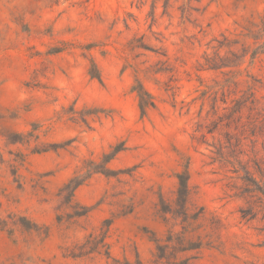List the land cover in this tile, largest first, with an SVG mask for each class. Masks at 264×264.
Returning a JSON list of instances; mask_svg holds the SVG:
<instances>
[{
  "label": "rangeland",
  "instance_id": "374dc122",
  "mask_svg": "<svg viewBox=\"0 0 264 264\" xmlns=\"http://www.w3.org/2000/svg\"><path fill=\"white\" fill-rule=\"evenodd\" d=\"M262 20L264 0H0V264H154L151 239L170 228L159 194L173 203L185 166L190 212L203 208L197 233L208 241L186 255L264 264V209L242 216L260 203L231 154L238 139L239 159L252 149L264 159V127L226 119L245 72L230 79L235 68L204 65L229 57L218 42L247 27L262 41ZM243 66L261 81L264 104V50ZM136 78L155 102L145 115ZM119 143L114 172L91 173L70 198L62 192ZM105 230L109 257L73 256Z\"/></svg>",
  "mask_w": 264,
  "mask_h": 264
},
{
  "label": "trees",
  "instance_id": "16d2710c",
  "mask_svg": "<svg viewBox=\"0 0 264 264\" xmlns=\"http://www.w3.org/2000/svg\"><path fill=\"white\" fill-rule=\"evenodd\" d=\"M254 23L251 22V25ZM264 25V20H262ZM240 38L228 39L224 37L223 41H219L218 47L227 46L229 47V57H222L218 54L214 56H205L204 65L208 69L221 70L223 68H235L232 72L230 79H234L237 75H241L245 72L246 79H244L245 90L240 98H234L231 102H234V105L229 112V115L226 119H231L232 122L236 121V126L243 127L247 124H252L255 121L261 122V127H264V104L256 96V90L260 86V80L254 77L251 73L248 72L247 66H243L245 62L249 64L253 63L255 57L262 53L264 50V39L258 41V36L255 31L250 29V27L245 28V32L240 34ZM251 38L254 41L249 42L248 39ZM240 44L241 51L236 52L231 49V46ZM228 58V59H227ZM90 60V69L89 74L91 77L101 80L100 71L96 63ZM233 84L237 87L238 82L232 81ZM131 90L136 93L138 100V107L140 109L141 115H145L147 110L155 106V102L151 93L145 88L143 83L139 79H135V83L132 85ZM243 110L247 111L246 118L248 119L246 123L238 125L241 118L243 117ZM237 114V115H236ZM221 121V120H220ZM255 125V124H254ZM213 129H210L211 132ZM254 134V133H253ZM227 136L228 133L225 132ZM229 142V141H228ZM255 142V141H254ZM240 144V141L237 139L236 143L233 144L234 149H231V154L234 152L233 157L239 168L233 169L234 172L242 170L243 175L241 179L244 183V191L250 196H255L258 202L257 208L250 206L246 210H241L242 216L245 217L248 214L254 216L257 213V210L264 209V159L258 157V152L254 149L251 150L252 157H248L245 161H242L238 158V154H244L243 151L236 152V146ZM264 148V145H263ZM124 147L122 143L114 146L110 152L104 153L102 155V160L98 163L89 161L94 164L88 170V173L85 176L75 175L71 177L62 187V192L67 191V194L70 197L73 196V193L77 187H79L93 172H100L105 175H109L112 172V169L109 168L108 163L112 161L115 156L123 150ZM221 157L224 158V152L220 149L218 151ZM228 162V159L224 158ZM177 187L175 198L173 203H170L164 199L162 194H159V206L160 211L165 215L169 214L170 218H166V222L170 223V228L167 230L165 238L160 239L157 237L152 238L151 240L155 245V252L153 253L152 263H165V264H195L192 259H195V255H186V253L191 251H199L204 246L208 245V241H204L206 234L203 236L200 233H197L200 225L199 220L205 218V213L202 207H199L198 210L190 212L189 207V170L185 166L183 170L176 173ZM255 210V211H254ZM107 226L110 224V221H107ZM2 226V225H0ZM33 226H36L33 224ZM176 226H180V229L175 230ZM214 229V226L211 227ZM106 230L101 232L98 236H93V233H90L86 241L79 245V252L74 254V257L87 255L89 253L98 252L101 253L103 249L104 254L109 257V245L105 242Z\"/></svg>",
  "mask_w": 264,
  "mask_h": 264
}]
</instances>
